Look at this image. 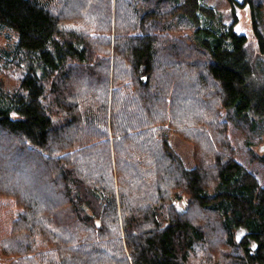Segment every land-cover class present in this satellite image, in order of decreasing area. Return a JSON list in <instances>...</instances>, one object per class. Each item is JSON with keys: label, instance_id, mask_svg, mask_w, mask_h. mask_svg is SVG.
I'll return each mask as SVG.
<instances>
[{"label": "trees", "instance_id": "obj_1", "mask_svg": "<svg viewBox=\"0 0 264 264\" xmlns=\"http://www.w3.org/2000/svg\"><path fill=\"white\" fill-rule=\"evenodd\" d=\"M204 1L0 0V264H264V0Z\"/></svg>", "mask_w": 264, "mask_h": 264}, {"label": "rangeland", "instance_id": "obj_2", "mask_svg": "<svg viewBox=\"0 0 264 264\" xmlns=\"http://www.w3.org/2000/svg\"><path fill=\"white\" fill-rule=\"evenodd\" d=\"M242 1V0H239ZM209 6L214 7L217 9L223 16L224 21L229 25L232 24V7L230 6L227 0H206ZM238 15L240 22L237 25V32L240 34H244L248 37L250 44L254 45L255 39L253 36L252 31V22H251V12L246 7L245 9H239ZM16 41V37L9 32L8 30L4 29L3 32L0 33V47L5 49H11ZM171 145L178 153L181 160L184 162L187 168H193V146L184 141L177 135H173L171 138ZM256 152L258 154H263L264 149L263 146L257 147ZM250 168L256 169L264 180V169L259 164H252ZM264 183V182H263ZM243 230L238 232V235H241Z\"/></svg>", "mask_w": 264, "mask_h": 264}, {"label": "water", "instance_id": "obj_3", "mask_svg": "<svg viewBox=\"0 0 264 264\" xmlns=\"http://www.w3.org/2000/svg\"><path fill=\"white\" fill-rule=\"evenodd\" d=\"M143 81H146V78L143 79ZM246 235V231L242 232L241 235L237 234V241L240 242L241 239Z\"/></svg>", "mask_w": 264, "mask_h": 264}]
</instances>
